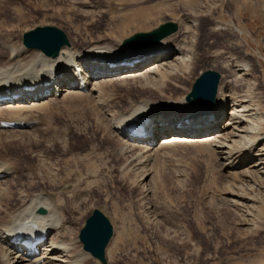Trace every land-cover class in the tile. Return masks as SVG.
I'll return each mask as SVG.
<instances>
[{
    "label": "rangeland",
    "instance_id": "374dc122",
    "mask_svg": "<svg viewBox=\"0 0 264 264\" xmlns=\"http://www.w3.org/2000/svg\"><path fill=\"white\" fill-rule=\"evenodd\" d=\"M1 1L9 5L19 0ZM24 1L30 2L31 10L24 5L29 19L20 23L11 38L12 44L21 47L24 34L38 27H56L72 41L136 22L124 41L167 23L181 24L186 16L197 19L199 30L191 33L189 43L198 46L194 49L198 59L189 86L192 89L207 71L227 78L231 72L223 68L220 57L246 53L252 72L234 90L254 100L257 111L251 107L256 114L252 125L264 127V0ZM217 50L219 58V54L213 56ZM108 88L115 95L111 107L118 101L125 108L130 93L140 97V90L131 86ZM61 98L45 108L37 125L26 129L30 133L22 134L20 142L18 138L6 141L0 135V162L9 160L15 170L0 180L3 209H11L6 206L9 195L16 199L28 178H46L55 183L57 192L61 190L64 217L69 222L67 238L75 251L84 252L79 234L96 209L110 220L114 236L107 249V264H264V194H256V200L249 203L252 209L233 205L231 193L240 180L226 171L211 145L170 147L167 157L160 154L154 159L144 187L141 180L147 173L132 170L124 176L119 171L122 146L109 135L106 113L85 98ZM117 107L110 108L112 114ZM81 179L76 188L64 190V184ZM149 207L159 221L153 220ZM3 250L0 245V264ZM86 264L100 263L90 256Z\"/></svg>",
    "mask_w": 264,
    "mask_h": 264
},
{
    "label": "bare ground",
    "instance_id": "6f19581e",
    "mask_svg": "<svg viewBox=\"0 0 264 264\" xmlns=\"http://www.w3.org/2000/svg\"><path fill=\"white\" fill-rule=\"evenodd\" d=\"M0 2V98L21 96L19 101L0 105V126L7 121L6 123L14 122L18 127L8 130L0 127V135L6 136H0V139L19 140L23 137L22 134L30 133L26 129H31L41 118L40 115L45 114V108L56 103L58 97L85 98L93 107L95 105L106 113L104 119L108 124L109 135L116 138L122 146L123 162L119 163V171L124 176L132 170L150 173L154 159L160 154L167 157L170 147L207 144L213 147V154L223 163L226 171L234 173L240 180V185L231 193L230 202L233 205L252 209L249 203L256 200V194H264V127L252 125L256 114H252L251 107L257 111V105H253L254 100L240 96L234 90L241 82L246 83L248 80L244 77L250 76L252 72L246 53L241 57H236L233 52L226 56L223 54L220 57L224 60L222 66L231 73L227 78H221L215 104L210 107L193 105L187 102L194 87L191 89L188 83L192 66L198 59V55L194 53L198 46L191 45L189 40L191 33L199 30L197 19L184 17L181 24H177L176 33L152 47L138 50L123 45L125 34L136 24L126 22L107 29L103 34H90L88 39H68L70 44L64 46L54 59L46 57L37 49H27L24 45V48L22 45L15 46L11 42L20 23L27 18L24 5L30 8V2L28 4L19 0L9 5V2L4 3L6 5L1 0ZM212 32L217 33L216 30ZM227 47L231 48V44ZM219 51L223 52L222 49ZM220 52L217 50V54L214 53L213 56ZM135 60L140 63L133 68H108L109 64ZM80 85H85V89L80 90ZM112 86L139 89L137 92H140V97L130 93L126 96V107L122 108L123 102L117 101L115 104L118 107L114 105L117 110L112 114L114 107L111 105L113 100L115 102V95L107 92L110 89L108 87ZM224 118L227 120L221 123ZM208 119H213V124L204 128ZM185 121H192L193 128L178 131L162 126L167 122L177 125ZM132 127L144 128L147 138H130L129 129ZM11 130L21 131L15 134ZM18 140L17 142L21 141ZM8 161L0 162V180L15 173L13 165ZM240 169L242 170L238 171ZM149 173L142 174L141 184L148 179ZM28 179L16 192V199L9 195L6 206H11V209H3L0 201V216L4 215L0 221V245L5 251L1 262L86 264L91 255L85 251H75L73 241L67 238L69 222L64 217L65 206L59 196L61 190L57 192L55 183H50L46 178ZM81 181L82 179L74 184L68 182L63 188H76ZM143 186L147 187V183ZM3 190L0 187V198ZM5 191L8 192L7 189ZM146 193L148 196L150 189ZM40 209H45L46 214H40ZM149 209L152 210L150 207ZM150 213L154 215L153 220L159 221L154 210ZM38 237L45 240L41 243ZM24 243L28 246L38 245V250L32 251ZM107 249L106 260L109 252Z\"/></svg>",
    "mask_w": 264,
    "mask_h": 264
},
{
    "label": "water",
    "instance_id": "95a60500",
    "mask_svg": "<svg viewBox=\"0 0 264 264\" xmlns=\"http://www.w3.org/2000/svg\"><path fill=\"white\" fill-rule=\"evenodd\" d=\"M177 24L168 23L162 25L151 33H139L126 39L123 45L131 49H142L156 45L158 42L176 33ZM66 34L56 27H38L26 33L23 37V45L27 49H37L49 58H57L61 49L69 45ZM221 75L214 71L205 72L195 83L192 93L187 97V102L194 105L213 106L217 99ZM45 209L39 213L45 215ZM114 229L105 214L96 209L86 220L82 228L79 240L83 244L84 251L97 259L100 264H107L106 249L113 237Z\"/></svg>",
    "mask_w": 264,
    "mask_h": 264
}]
</instances>
